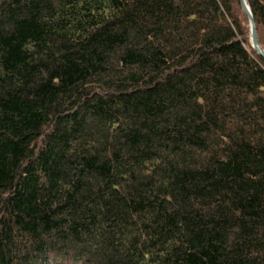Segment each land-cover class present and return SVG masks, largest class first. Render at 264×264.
<instances>
[{"label":"trees","instance_id":"16d2710c","mask_svg":"<svg viewBox=\"0 0 264 264\" xmlns=\"http://www.w3.org/2000/svg\"><path fill=\"white\" fill-rule=\"evenodd\" d=\"M0 264H264L241 0H0Z\"/></svg>","mask_w":264,"mask_h":264},{"label":"water","instance_id":"95a60500","mask_svg":"<svg viewBox=\"0 0 264 264\" xmlns=\"http://www.w3.org/2000/svg\"><path fill=\"white\" fill-rule=\"evenodd\" d=\"M243 7L245 9V11L248 13L249 18H250V22H251V41H252V45L258 49V52L260 54H262L264 56V49L260 46L259 43V38H258V33H257V27H256V22L255 19L253 17V14L251 12V9L249 7V5L247 4L246 0H241Z\"/></svg>","mask_w":264,"mask_h":264}]
</instances>
